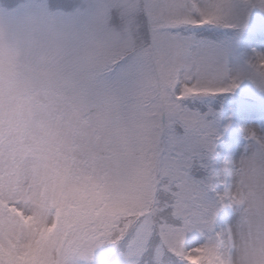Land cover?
I'll return each mask as SVG.
<instances>
[{
    "label": "snow or ice",
    "instance_id": "obj_1",
    "mask_svg": "<svg viewBox=\"0 0 264 264\" xmlns=\"http://www.w3.org/2000/svg\"><path fill=\"white\" fill-rule=\"evenodd\" d=\"M236 96L264 0H0V264H264V127L216 161Z\"/></svg>",
    "mask_w": 264,
    "mask_h": 264
},
{
    "label": "rangeland",
    "instance_id": "obj_2",
    "mask_svg": "<svg viewBox=\"0 0 264 264\" xmlns=\"http://www.w3.org/2000/svg\"><path fill=\"white\" fill-rule=\"evenodd\" d=\"M249 105H252L249 107ZM216 107L221 109L222 135L217 141V164H222L225 160H235L241 154L244 137L241 132L242 126L264 127V106L250 101L244 97H230L228 101H219ZM229 121H231L229 123ZM244 123V124H243ZM243 124V125H242ZM227 125V127H223ZM235 215L231 210H225L220 215V222L230 219Z\"/></svg>",
    "mask_w": 264,
    "mask_h": 264
},
{
    "label": "clouds",
    "instance_id": "obj_3",
    "mask_svg": "<svg viewBox=\"0 0 264 264\" xmlns=\"http://www.w3.org/2000/svg\"><path fill=\"white\" fill-rule=\"evenodd\" d=\"M2 54H3V57L5 58V60H7L10 57H15L19 53H18V51L11 50V49H9V47L5 46Z\"/></svg>",
    "mask_w": 264,
    "mask_h": 264
},
{
    "label": "trees",
    "instance_id": "obj_4",
    "mask_svg": "<svg viewBox=\"0 0 264 264\" xmlns=\"http://www.w3.org/2000/svg\"><path fill=\"white\" fill-rule=\"evenodd\" d=\"M228 100H230V97H228V98H225L224 100H222V101H228Z\"/></svg>",
    "mask_w": 264,
    "mask_h": 264
},
{
    "label": "bare ground",
    "instance_id": "obj_5",
    "mask_svg": "<svg viewBox=\"0 0 264 264\" xmlns=\"http://www.w3.org/2000/svg\"><path fill=\"white\" fill-rule=\"evenodd\" d=\"M243 124H244V123H243ZM243 124H242V125H243Z\"/></svg>",
    "mask_w": 264,
    "mask_h": 264
}]
</instances>
